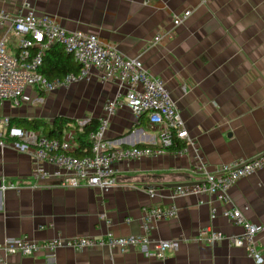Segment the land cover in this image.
Returning a JSON list of instances; mask_svg holds the SVG:
<instances>
[{
	"label": "crops",
	"instance_id": "0c3cea01",
	"mask_svg": "<svg viewBox=\"0 0 264 264\" xmlns=\"http://www.w3.org/2000/svg\"><path fill=\"white\" fill-rule=\"evenodd\" d=\"M23 5L53 14L68 30L95 33L125 55L140 57L154 75L165 80L210 170L264 152V0H0V10L16 12ZM186 10L191 15L174 25L173 18ZM157 35H162L158 42ZM71 90L78 93L77 118L99 119L116 85L95 78ZM2 103L6 111L0 110V115L10 116L13 126L32 129L22 118H43L49 128L54 124L55 119L50 121L49 114L33 104ZM50 103L57 108L63 105L61 97ZM107 136L121 146L160 144L157 127L149 123L148 115L136 123L128 108H120L113 116ZM32 152L33 146L24 141L10 139L0 145V184L3 178L30 180ZM193 164L190 155L173 151L159 158L119 163L114 185L106 192L87 185L69 188L57 180L23 187L20 192L0 188V243L8 237L46 241L57 236H101L109 231L137 234L144 206L174 203L178 215L153 229L156 239L176 240L166 258L156 257L150 246L125 253L109 248H61L52 255H12L8 263L256 264L244 248L227 241L211 245L196 238L209 228L242 233L241 225L222 215L232 205L250 221L264 223V168L240 179L228 203L210 195L174 197L173 184L196 182ZM213 208L218 211L215 218ZM259 244L264 250V232Z\"/></svg>",
	"mask_w": 264,
	"mask_h": 264
},
{
	"label": "built area",
	"instance_id": "2783aa9c",
	"mask_svg": "<svg viewBox=\"0 0 264 264\" xmlns=\"http://www.w3.org/2000/svg\"><path fill=\"white\" fill-rule=\"evenodd\" d=\"M191 15L190 10L173 18L178 26ZM162 39L157 35L155 41ZM60 44L74 56L79 64L77 72L48 78L41 72L47 50ZM98 78L116 85V91L103 105L98 128L91 132V152L78 156L80 145L75 128L68 129L62 137L46 135L43 129H25L13 126L12 118L0 115V145L8 140L24 141L33 146L34 168L32 176L25 180L2 179L1 189L39 187L41 183L57 180L60 185L76 188L81 185L109 191L115 182L116 165L144 158H159L173 151L179 156L190 155L194 161L191 169L196 182L174 189V197L186 195H210L230 202V191L237 182L264 168V152L249 158H238L210 170L208 160L196 137H193L162 77L154 75L140 57H129L116 46L106 43L95 33L84 30H68L51 13L40 12L23 5L16 12L0 10V102L22 107L40 100L43 95L56 91H68L73 85ZM43 99V98H42ZM120 108H128L136 123L148 115L149 123L159 132L157 146H121L110 140L107 132L113 116ZM90 121L78 120V125ZM181 147L178 148V146ZM152 196L155 191L150 190ZM141 232L117 235L109 231L101 236H57L46 241L28 237H8L0 243V264H9L7 257L52 255L61 248L84 251L93 248H109L125 253L133 247H152L153 254L166 258L175 249L176 240L156 239L155 225L178 215V206L156 204L143 207ZM218 215L216 208L212 217ZM222 215L243 227L240 234H228L219 229H203L197 240L216 244L227 241L230 245L246 249L256 264H264V250L260 248L259 235L264 223L250 221L237 206L226 208Z\"/></svg>",
	"mask_w": 264,
	"mask_h": 264
},
{
	"label": "trees",
	"instance_id": "16d2710c",
	"mask_svg": "<svg viewBox=\"0 0 264 264\" xmlns=\"http://www.w3.org/2000/svg\"><path fill=\"white\" fill-rule=\"evenodd\" d=\"M78 70L79 64L74 59V56L67 53L60 44H55L47 50L41 68V72L50 79L57 76H64L70 72H77ZM21 120L35 130L44 127L46 135L51 137H62L68 129L75 128L77 141L80 145L79 149L75 152L78 156L91 152L89 135L99 126V119L95 117L91 118L87 124L80 126L76 119L59 116L55 119L52 128L48 127L50 123L43 118H22L20 121ZM179 147H181V145H179L178 148Z\"/></svg>",
	"mask_w": 264,
	"mask_h": 264
},
{
	"label": "rangeland",
	"instance_id": "374dc122",
	"mask_svg": "<svg viewBox=\"0 0 264 264\" xmlns=\"http://www.w3.org/2000/svg\"><path fill=\"white\" fill-rule=\"evenodd\" d=\"M57 92L58 91H56V93L53 92L54 94L49 93L47 95H43L42 98L47 97V96H48V98L45 100L42 98L40 100H36L35 102L32 103L33 106L38 107L41 110V112L45 111L46 113H48L50 116V121H51V119H56L59 116H65V117H69V118H73V119L77 120L78 119L77 118V114H78L77 113V110H78L77 104H78V102L75 101V97L78 94L77 91L74 92L73 90H71V91H59V93H57ZM59 94H61L62 96H59ZM55 97H61V99L63 101V105L60 104L58 106V108L53 107V104L51 105V103H50L51 99H55ZM67 98H71V100L68 101V100H66ZM100 104L101 103L98 102L95 105L98 106ZM49 105H51V106H49ZM0 110H2L3 112L6 111V107H4L2 102H0ZM89 117L87 116L84 118H79L78 120L82 121V120H87V119L92 118V117H90V118Z\"/></svg>",
	"mask_w": 264,
	"mask_h": 264
},
{
	"label": "water",
	"instance_id": "95a60500",
	"mask_svg": "<svg viewBox=\"0 0 264 264\" xmlns=\"http://www.w3.org/2000/svg\"><path fill=\"white\" fill-rule=\"evenodd\" d=\"M180 185H185L184 183L182 184V183H176V184H173V187H178V186H180Z\"/></svg>",
	"mask_w": 264,
	"mask_h": 264
}]
</instances>
